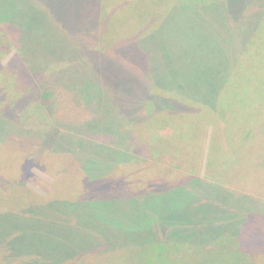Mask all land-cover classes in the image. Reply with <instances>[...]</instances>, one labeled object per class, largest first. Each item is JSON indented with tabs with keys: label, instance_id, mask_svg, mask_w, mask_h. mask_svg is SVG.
Returning a JSON list of instances; mask_svg holds the SVG:
<instances>
[{
	"label": "trees",
	"instance_id": "obj_1",
	"mask_svg": "<svg viewBox=\"0 0 264 264\" xmlns=\"http://www.w3.org/2000/svg\"><path fill=\"white\" fill-rule=\"evenodd\" d=\"M8 1L12 2L10 6ZM35 1L26 0L24 3V0H0V41H4L5 46L13 47L9 41L19 46V39L22 37L23 47L26 48L25 36L34 35L33 31L44 25L46 34H49L48 30H52L58 40H61L58 35L60 32L71 35L68 32L69 28L54 16L47 5L41 2L42 6L38 7ZM120 1L126 2L125 5L131 4L132 9L143 6L146 2L135 0L133 4L129 0ZM227 2L229 1L219 0L220 5ZM212 3L214 0H174V4H177L173 7L176 12L168 17L170 27L168 33L175 41L181 38L182 47L186 48L187 45V48L184 52L177 50L178 65L180 64L178 69L183 68V72L178 71L179 74H174L171 68L175 66L172 64H168V71L171 75H178L177 77L181 78L182 86L178 84L171 90L165 86H157V81L151 85V94L167 99L179 105L181 109L177 114L150 110L143 122L132 123L124 128V133L129 132L132 135L135 146L138 143L144 147L137 161L139 164H121L120 161L113 165L110 171L95 176L90 173L96 170L94 163H99L97 158L111 159L115 155L114 152L120 154L118 149L108 150L103 145L91 144L92 142H89V145H74L64 140L57 141L49 148L45 142L38 140L40 136L29 134L42 149L38 155L33 150L29 151L26 160L21 150L5 146L0 140V147L9 148V150L4 148L5 151L0 152L2 163L0 218H5V226L10 229L8 232L4 231L6 233L0 231V264H264V34H261L264 31V15L257 27L253 26L246 30L236 23L225 25L230 17L225 19V22L220 21L221 18L218 19L216 16ZM199 8H203L201 14ZM104 9L105 0H102V22L104 16L108 15L107 12L104 13ZM53 22L57 27L52 24ZM209 27L215 29L219 35L208 39L209 33L199 34V30L203 32ZM125 28L126 31L132 30L128 24ZM129 33L120 36H117L118 33L110 35L113 43L104 46L101 43L104 33L101 32L95 50L110 51L114 47H124L132 43V40L138 39L129 38ZM211 40L214 42H210ZM4 45L0 42V95H3L7 105L10 103L8 106L10 107L19 97L27 94L26 88L30 87V84L28 86L25 82L28 73L30 74L31 64L35 61L34 58H32L34 63L29 58L25 59L28 56L26 48L25 57L20 51L21 55H15L3 66L1 58ZM68 45L69 43L62 45V49L65 50ZM56 54L58 51L46 55L53 57ZM154 68L155 66L152 71ZM209 71H213L211 80L214 86L208 84ZM163 75L166 74L154 72L152 76ZM21 84H24L23 88L15 95ZM92 86L88 84L86 88L90 89ZM85 89L81 91H86ZM176 89L186 93L177 92ZM186 94L189 97L184 96ZM154 106L150 103L149 109ZM35 113L39 115L37 110ZM20 122L22 124L24 121ZM39 122L45 123V120ZM110 130L109 132L114 135V130ZM162 130H168V137L160 136L159 132ZM119 141V136H114L113 142L121 146L122 143ZM59 142L61 143L57 144ZM10 159L11 164L7 163ZM4 162L10 165L9 170L3 166ZM31 162L37 163L40 171L53 180L51 183L47 182V196H41L26 186L28 175L31 173ZM201 166H204L202 175ZM182 180L188 181L180 184ZM148 181L165 184L166 188L170 183L169 192H176L177 195L187 193L193 200L184 208L186 218H178L181 221L180 225L168 223V218H160L161 223L166 226L176 225L177 234L183 237L180 238L186 239V250H178L179 258L176 261H172V257L168 258L166 252L168 243L165 247L163 245L165 242L156 238L154 230L152 235L147 237L152 242L140 244L133 237L124 238L125 235H120L117 230L112 232L103 229L100 226L101 219L99 222L97 220L92 222L96 225L101 238L93 239V249L90 250L89 247H72V243L59 239L60 231L57 228L64 227L55 222V218L49 219L46 226L50 227L48 233L53 236V240L47 237L46 241L61 243L48 257L46 253L42 257L38 251L41 250L38 234L34 233L33 245L22 251L21 245L25 244L26 236L18 229L11 233L12 217L32 208L51 207L56 203L63 206L53 211L55 216L56 214L68 216V212L78 210L84 214L94 210L100 217L105 211L108 216L110 210L124 201V197L134 198L133 192L142 184L144 187ZM119 182L120 186L116 187ZM125 188L128 193L122 195L121 190ZM203 188L206 192L210 188L222 198L219 200L218 197V200L228 209L220 212L229 216L228 218L219 216L213 221L212 228L219 231L210 235L211 241L208 244L204 242L200 251L196 248L190 250L191 244L187 240H192V233L185 227H191L199 217L203 218L202 214L205 215L206 209H214L208 203H199L200 205L197 203L198 195L203 192ZM258 193L263 197L259 198ZM114 202L116 205L109 208ZM81 203H86L87 206L79 207ZM248 209L249 212L246 213ZM237 215L241 217L232 219ZM23 232L25 234V230ZM131 243L138 245L131 246ZM114 245L128 247L114 249ZM64 247L69 249L63 259L60 252ZM120 251L122 254L117 256L116 253ZM172 253L174 252L171 251V255ZM181 253L183 255L186 253V257L182 256L181 259ZM16 257L15 262L13 260ZM45 258L52 260V263L45 262ZM58 259L63 260L56 261Z\"/></svg>",
	"mask_w": 264,
	"mask_h": 264
},
{
	"label": "rangeland",
	"instance_id": "obj_2",
	"mask_svg": "<svg viewBox=\"0 0 264 264\" xmlns=\"http://www.w3.org/2000/svg\"><path fill=\"white\" fill-rule=\"evenodd\" d=\"M101 1L36 0L38 7L42 6V3L47 5L54 16L69 28L68 32L71 35L60 32L58 35L61 40H58L54 37L52 30H48L49 34H46V25L43 27L38 26L37 30L33 31L35 36L32 34L25 36L28 56L25 53L26 48L23 47L24 39L22 37L19 39V46L21 47L11 41L8 43H11L13 47H7L4 45V41H0L5 46L1 58L3 66L15 55H21V52L22 56H26L25 59L29 58L33 61L32 58H34L35 61V63L32 62L34 64H31L30 74L28 73V78H26L27 83L25 82L28 86L30 84L31 87L25 89L27 94L19 97L10 107H8L10 103L7 105L5 98L2 97L3 95H0V140L5 143V146L8 145L13 147L12 149L21 150L26 160H28L29 151L33 150L38 155L39 150L42 149L29 135L34 134L40 136L38 140L45 142V145L49 148L57 141L64 140L70 141L74 145H89V142H92L91 144L103 145L108 150L118 149L120 154L114 152L115 155L111 159L105 160L103 157H98L99 163H94L96 164V170L90 175L98 176L101 173L110 171L111 167L120 161L121 164L135 165L138 163L141 150L144 147L138 143L135 146L132 135L129 132L124 133V128L132 123L143 122L150 110L170 111L177 114V111L181 109L179 105L151 94V85L157 81V86H165L170 89L178 84L182 86V81L180 83L181 78L177 77L178 75H171V72L168 71V64H172L175 66L171 68L174 74H179L178 71L183 72V68L178 69L180 64L178 65L177 50L180 49L181 52H184L187 48V45L186 48L182 47L183 41H181V38L175 41L174 37H171L168 33L170 29L168 17L176 12L173 7H176L177 4H174V0H145L143 6L132 9L131 4L125 5L126 2L124 1L105 0L104 13L107 12L108 15L104 16L102 22ZM228 1L226 4L220 5L219 0H214V3H212L214 5L211 4L214 6L213 10L218 19L221 18L220 21L225 22V19L230 17L225 25L236 23L240 28L247 30L253 26L257 27L259 21L263 19V0ZM129 2L134 4L135 0L133 2L129 0ZM8 3V6L12 4L11 1H8ZM96 9L97 11H95ZM198 11L201 14L203 8H199ZM52 24L57 27L56 23L53 22ZM126 24L129 28L131 26L130 29L132 30L126 31ZM130 31L132 32L129 33ZM101 32L104 33V38L101 41L104 46L113 43L114 40L111 36L116 33H118L117 36L129 33V38L138 39L136 41L132 40V43L127 46L114 47L113 50L100 52L96 51L95 48L99 42ZM198 32L200 35L209 33L208 39L219 35L212 27L203 30V32L201 30ZM261 34H264V31ZM210 42L214 41L211 40ZM67 43L70 46L68 45L65 50L62 49V45H67ZM56 51H58V54L53 55V57L46 55ZM30 55L33 57L30 58ZM153 66L155 68L152 71ZM159 69L164 71H159ZM154 72L166 75L152 76ZM212 72L209 71L207 80L209 85L214 86L211 80L214 75ZM88 84L93 86L88 89L86 88ZM23 86L24 84L19 85L15 95ZM81 89L86 91L82 92ZM175 91L186 93L180 89ZM184 96L189 97L188 94ZM150 103L154 104L155 108L149 109ZM36 110L39 115L35 113ZM38 119H44L45 123H40ZM21 120L25 123L21 124ZM110 129L114 130V135L110 133L113 132ZM159 133L161 137H168V130H162ZM19 135L21 138H17ZM114 136H119V142L125 147L113 142ZM5 146L4 148L9 150ZM4 148L0 147V152L5 151ZM68 149L71 148L68 147ZM205 159L206 156L204 162ZM8 162L11 164V159ZM5 163H3V166L6 167V170H9L10 165ZM0 165L2 166L1 161ZM201 167L200 174L202 175L204 166ZM30 169L31 173L28 175L26 186L41 196H47V182H53L52 178L40 171L37 163L31 162ZM187 181L182 180L180 184H185ZM164 185L154 181H148L144 187L143 184L140 185L138 190L133 192L134 198L124 197V201L112 211L110 210L108 216L103 211V215L100 217L94 210H90L85 214L80 210L70 211L67 214L68 216L65 214H56L55 216V210L63 206L58 203L53 204L51 207L32 208L20 212L16 217H12L11 233L18 229L22 235L26 236L25 244H20L22 251L33 245L32 238L35 242L34 233L38 234L40 236L38 240L41 241L39 242L41 250L38 251L42 257L45 253L48 257L53 254V251L57 250L61 243L46 241L47 237L53 240V236L48 233L50 227L46 226L49 219L55 218L54 221L64 227V229L57 228L60 231L58 234L59 239L72 243V247H89L88 250L93 249L94 238H101L95 227L96 225L92 223L94 220L99 222L101 219L100 226L103 229L112 232L117 230L120 235H125L124 238L133 237L140 244L152 242L147 237L151 236L154 230L156 238L165 242L163 243L165 247L168 243V247H166L168 258L172 257V261H176L179 258L177 255L178 250H186V239H182L183 237L177 234L176 225L166 226L161 223L160 218H168V223L180 225L181 221L178 218H186L183 212L184 208L193 200L187 193L177 195L176 192H169L171 190L170 183H168V188ZM119 186L120 182L116 184V187ZM121 193L126 195L128 190L126 188L122 189ZM258 194L260 195L259 198L263 197L261 193ZM218 197L220 196L210 188L207 192L203 188V192L199 193V202L197 201V203H208L214 209H206L205 215L202 214L204 217H199L191 224L192 228L196 227L197 229L193 230L190 226L185 227L192 233V237L190 236L192 240H187L191 244L190 250L196 248L200 251L204 242L208 244L211 241L210 235H214L219 231L212 228L215 219L219 216L228 218L229 214L220 212V210L228 208L222 205V202L219 201L222 198L220 197L218 200ZM115 205L116 202L109 208ZM84 206H87L86 203H81L79 207ZM126 209L128 210L126 211ZM248 212L249 209L246 213ZM229 213L231 214V212ZM239 217L241 216L237 215L232 219ZM110 218L114 221L109 220ZM105 220L106 224L104 225ZM4 222L5 218H0V231H10L6 228ZM225 223L224 221L223 224ZM16 226L19 227L15 228ZM31 233H33V236H31ZM174 242L179 244L175 245ZM138 243H131V246L138 245ZM125 247L128 246L114 245L113 248L121 249ZM68 249V247L62 249L60 252L61 258L67 256ZM171 251L174 252L172 255ZM121 254L122 251L116 253L117 256ZM180 255L181 259L182 256L186 257V253ZM117 256L116 258H119ZM46 258L44 259L45 262L52 263V260ZM16 259L17 257L13 261L16 262ZM62 260L58 259L56 261L61 262Z\"/></svg>",
	"mask_w": 264,
	"mask_h": 264
}]
</instances>
